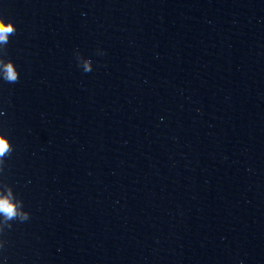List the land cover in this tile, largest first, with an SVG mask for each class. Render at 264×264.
<instances>
[{
    "label": "water",
    "instance_id": "95a60500",
    "mask_svg": "<svg viewBox=\"0 0 264 264\" xmlns=\"http://www.w3.org/2000/svg\"><path fill=\"white\" fill-rule=\"evenodd\" d=\"M194 0H0V264H149L174 76ZM91 59L92 71H83ZM80 65V66H79ZM11 224L9 228L8 225Z\"/></svg>",
    "mask_w": 264,
    "mask_h": 264
},
{
    "label": "clouds",
    "instance_id": "9594fccd",
    "mask_svg": "<svg viewBox=\"0 0 264 264\" xmlns=\"http://www.w3.org/2000/svg\"><path fill=\"white\" fill-rule=\"evenodd\" d=\"M16 33V27L13 22H5L0 18V45H7L9 37ZM80 66V65H79ZM83 71L85 73L92 71L91 59L84 60ZM0 79L7 83H16L19 80V73L15 64L11 60H5L0 57ZM11 152L8 138L4 134H0V171L3 170L4 157ZM22 202L13 198L11 188L7 194L0 195V215L4 217L5 223L19 218L21 222L29 219V214L21 210ZM11 227V224L8 225Z\"/></svg>",
    "mask_w": 264,
    "mask_h": 264
}]
</instances>
